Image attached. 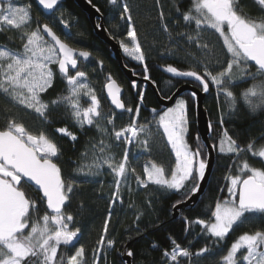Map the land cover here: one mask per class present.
I'll return each instance as SVG.
<instances>
[{
    "label": "snow or ice",
    "instance_id": "6c2138e0",
    "mask_svg": "<svg viewBox=\"0 0 264 264\" xmlns=\"http://www.w3.org/2000/svg\"><path fill=\"white\" fill-rule=\"evenodd\" d=\"M116 4L117 0H110ZM238 0H193L191 9L182 14L186 26H191L195 35L179 33L186 37L189 43L198 48H208L207 44H200L202 32L212 29L223 40L227 54L230 55L226 67L215 74L206 64L203 71L194 68L179 70L169 64L166 71L175 77L194 78L200 83L203 91L209 90V82L215 85L220 93L224 94L231 107L236 104V97L230 90L237 75L256 80L264 77V20L257 22L247 18L237 9ZM264 5V0H259ZM44 10H53L58 0H38ZM121 18L129 22L127 37L132 42L130 48L123 40L120 47L124 53L136 61L144 62L145 54L138 41L135 27L132 26L131 9L127 3L123 4ZM99 11V9H97ZM163 17V12H161ZM30 19V5L15 6L12 0H0V25H7L19 29ZM62 24L68 25L63 20ZM168 31L167 25L164 27ZM43 33L54 43H49L41 29L26 33L23 37L22 50H13L0 47V92L7 95L16 104L26 109L34 110L42 117L46 116L50 106L64 104L70 110L74 121L83 128L85 125H96L100 117V102L94 89L85 82L86 73L77 69V55L85 61L91 53L77 50L65 43L48 24L43 25ZM249 62H254L256 72L249 71ZM103 65V61H99ZM203 63V62H202ZM58 65L62 77L67 83V94L52 100L50 103L42 100L41 94L53 86L54 72L50 65ZM69 66L77 69L74 74L69 73ZM234 69L236 71H234ZM145 80L148 68L144 66ZM106 85L108 96L117 109H124L120 99V88L112 77L108 76ZM133 87H136L133 81ZM81 95L90 99L87 107L81 105ZM195 96V93L192 94ZM244 101L255 112L264 108V79L252 84L242 93ZM140 104L143 103L144 93H139ZM140 104L135 109L133 122L120 130L113 129L117 142L131 144L139 133H148V124L136 123L139 116ZM129 113L134 110L126 109ZM155 113V109L152 110ZM223 121H221L222 123ZM109 124L113 121L110 119ZM159 126L163 129L169 145L175 156V165L170 177L165 175V169L156 163L151 167L145 165V179L136 175V182L141 187H148L149 183L165 190L180 194L183 191L185 200L190 199L201 191V182L204 181L209 167L207 157H202L197 148L193 151L186 140L189 130L187 105L185 100L177 99L173 107L167 108L159 115ZM212 125L209 124L211 129ZM59 133L70 136L75 141L76 135L67 128L57 129ZM101 132L107 129L100 128ZM197 139H199L197 137ZM142 143L147 146L148 140ZM98 148L99 157L93 165H89L90 175L94 167L107 165L114 174L115 191L112 192L113 203L120 201V188L127 180L129 170V150L125 147L123 157L115 161L111 152L112 145L100 140L92 145ZM213 148L216 146L213 145ZM221 153L238 154L242 151L237 141L224 132L219 141ZM247 151L254 156L264 158V146L254 150V144L247 146ZM59 149L57 145L43 132L33 134L22 123L10 120L6 127L0 129V264H83L85 249L81 245L74 254H66L58 250L61 246L73 244L80 232L79 228L71 230L69 225L74 221L72 214H66V207L70 202L74 182H66L62 176L61 167L55 162ZM82 171V169H81ZM131 171L135 173V168ZM227 198L218 200L211 217L214 219H197L190 223L201 226L202 231L217 240H223L233 229L245 222L248 215H264V169H258L244 162L238 166V174L227 177ZM34 185L42 193L37 199L29 197L24 185ZM191 184L189 188L188 185ZM37 200L46 205L47 211L42 216L34 215L40 211ZM184 201L177 200L173 208ZM186 219V223H189ZM108 231V221H105L104 232ZM105 237L102 235L99 244L103 245ZM114 244L113 240L107 241ZM174 247L164 251V257L170 264H178V258L190 257L188 249L182 248L173 241ZM209 251L205 246L200 248L196 255H203ZM128 256L133 253L128 251ZM224 264H264V230L244 232L230 245L223 255Z\"/></svg>",
    "mask_w": 264,
    "mask_h": 264
},
{
    "label": "trees",
    "instance_id": "16d2710c",
    "mask_svg": "<svg viewBox=\"0 0 264 264\" xmlns=\"http://www.w3.org/2000/svg\"><path fill=\"white\" fill-rule=\"evenodd\" d=\"M89 1L99 9L100 18L95 20L96 24L102 23L119 47L120 41H126L129 30V22L122 19L120 15L123 11V4L127 3L131 9V23L136 29L138 41L145 54V61L139 63L122 54L123 63L132 70L134 75L140 77L145 76L144 66L146 64L149 80L161 98H169L185 80L182 77L165 74L159 67L171 64L179 70L194 68L202 72V65L206 64L215 74L226 67L230 59L223 43L215 33L207 34L208 50L202 51L203 54L196 51L194 45L190 46L180 40L178 34L182 33L181 25L184 22L182 14L191 9L193 0H117L116 4H112L110 0ZM23 2L30 5L33 19L38 25L48 24L62 40L74 49L89 51L91 56L88 63L93 65V69L101 78L104 79L107 74H111L117 80L123 87L121 99L125 105V110L120 113L129 115V117L136 115L135 109L140 104V92L144 93V99L140 104L139 116L136 118L137 124H149L152 117L161 111L155 92L149 85L135 82L136 87L134 88L133 82L124 76L109 46L97 37L87 14L76 4L75 0H63L58 6L67 10L73 19L67 28L52 25L49 20L53 14L43 15L35 0ZM236 6L238 11L247 18L257 22L264 20V5H261L259 0H238ZM161 12H163V17H161ZM165 25L168 31L164 30ZM11 38L8 31L0 33V44L15 49L16 42ZM99 61H103L102 66ZM84 66L81 64L79 70H85ZM55 71L53 86L41 94L42 100L47 103L67 94L66 80L59 71ZM249 71L256 72V67L251 62H249ZM261 79L264 77H257L253 80L249 76L240 78L237 75L234 78L230 87L236 97L234 107H231L225 95L209 82V90L203 99V104L207 111L209 124L212 125L209 140L212 146H216L214 163L203 194L194 205L179 209L177 217H173V205L177 200H185L183 191L180 194H174L172 191L152 189L149 186L142 191L133 206H127L122 211H118L111 205L112 186L108 184V177L103 180L101 178L93 180L74 176V171L80 164L82 152L90 142L97 141V133L90 126L78 127L67 106L63 104L50 106L46 116L40 119L27 110L13 105L0 95V129L6 127L7 123L14 119L32 133L46 134L59 149L58 157L54 160L61 167L64 180L74 182L73 192L70 194L71 199L65 211L66 214H72L74 217L69 228L71 230L79 228L80 232L73 244L61 246L58 256L60 252L68 255L74 254L76 248L82 245L85 249L84 258L89 259L95 252L100 237L104 235L106 241H114L113 245L106 247L108 251L104 264H127L124 256L128 251L133 253L128 257L130 264H170V261L164 257V251H170L174 247L173 241L191 253L190 257L178 258V264H224L223 255L227 253L230 245L240 234L264 230V215L260 214L248 215L245 222L234 226V229L223 240L210 237L202 231L200 225L190 223L197 219L210 220L212 218L211 211L214 210L215 203L227 195V177L238 174L239 165L247 162L250 166L264 169V160L247 151L250 143L254 144V150L264 146V108L253 112L242 96L247 88ZM180 96H184L187 105L189 130L186 140L191 147L193 145L200 147L202 157H205L207 150L198 135L195 123L193 95L189 91H184ZM101 99L105 109L111 110L103 94ZM127 108H132L134 111L129 113ZM59 128H67L69 132L76 135L77 139L73 141L70 136L59 133L57 131ZM225 131L237 141L241 149H244L238 154V158L236 154L219 151V141L223 138ZM142 159L145 162L152 161L162 166L167 173L174 166L171 150L161 137L153 141L149 154L143 155ZM188 187L190 188L191 184ZM24 190L33 199L41 196L38 191L27 184L24 185ZM37 204L40 211L36 215L41 216L47 211L46 205L39 200ZM185 218L189 223H186ZM106 220L108 221L107 233L104 232ZM205 246L209 251L203 255H196L197 251Z\"/></svg>",
    "mask_w": 264,
    "mask_h": 264
},
{
    "label": "rangeland",
    "instance_id": "374dc122",
    "mask_svg": "<svg viewBox=\"0 0 264 264\" xmlns=\"http://www.w3.org/2000/svg\"><path fill=\"white\" fill-rule=\"evenodd\" d=\"M23 1H25V0H14L12 2L15 6L28 5L27 3L23 2ZM62 20L64 22H66L68 26L70 25V23L73 22V19L69 16V13L67 10H65L62 7H57L55 12L53 13L52 18L49 21L52 25L64 26V24L61 23ZM41 25L42 24L38 25L36 23V21L33 19V16H32L31 10H30V19L28 20V22L26 24L22 25L21 28L15 29V28H11L7 25H0V33H3L5 31L10 32V34L12 36L11 39H13L16 42V45H15L16 48L13 50H22V45L24 42V40H23L24 35L26 33H30L33 30H36L37 28H40ZM181 29H182V33H190L192 35H195V33L192 31L191 26H186L185 22L182 23ZM209 33H215L217 35V37L220 39V41L223 43V40L219 36L218 33H216L212 29H206L202 32V39L200 40L201 45L209 43L208 39H207V34H209ZM180 40L182 42L188 43L190 46L194 45L195 50L200 51L199 53H201V54H203L202 51L206 52L208 50V48L207 49H205L203 47L198 48V47H196V45L194 43H189L187 41L186 37H183V38L180 37ZM124 42L126 44H128V46L130 48L133 46L129 37H127L126 41H124ZM0 47H5V46L0 44ZM120 50H121L122 54H125L128 58L133 59L132 57H130L126 53H124L123 50L121 49V47H120ZM134 61H136V60H134ZM136 62L143 63L140 61H136ZM86 64L87 65H85V67H84L86 69V72H85L86 73V81L85 82H87L90 85V87L94 89V93L100 102L99 111H100L101 115H100V117L97 118V123L99 124L100 127L98 128L95 124L90 126V127H93L97 133V139H96L97 141L90 142L85 147L84 151L81 154L80 164L77 166V168L74 171V176L78 177V178H86V179H93V180L98 179V178H101V180H103V179H105V177H108V184L112 186V192L115 191L114 174L107 167V165H104L103 167L99 168L98 171L93 167L92 171L95 172V174L94 175L87 174V173H89V165H93L94 162L98 159V157L100 155L98 152V148L96 150H94L92 145L98 144L100 140H103L106 144H111L112 145L111 152L114 155L116 162H119V160L122 159L124 149H125V147H127L129 150V161L130 162H129V170L127 173V180H126V182H123L121 184V188H120V196H121L122 202L117 201V202L113 203V198H112V203H111L113 208L117 209L118 211H122L127 206L128 207L133 206V203H135L137 201V198L141 195L142 191L145 189V187H141L136 182L135 177H136V175H139L142 179L146 178L145 174H144V167H145V165L151 167V163H154V162H152V161L145 162L144 159H142V156L149 154L153 141H155V140L157 141L158 137L163 138L164 141L166 142V144L168 145V147L170 148L171 153H172L173 158H174V165H175L174 153L171 149V146L169 145V143L167 141L165 134L163 133V129L159 126V115L162 114L169 107L163 109L162 111H160L159 113H157L156 115H154L152 117L151 122L148 124V127H149L148 133H139L138 136L133 140V142L131 144L126 145L123 142H117L114 138V135H113V129L120 130L121 128L127 127L129 124H131L133 122L134 115H133V117H129V115H126V114H123L120 112H119L120 114L117 115L116 114L117 112L111 106H110L111 110L105 109V107L102 105V99H101L102 94L104 96L103 88H104V84H105V79L101 78L95 72L92 64H89L88 62ZM202 66H204V65H202ZM50 67L52 68V70L54 72V78H55V76H56L55 70H57V65L53 64V65H50ZM0 95L2 97H4L5 99H7L9 102H11L13 105L27 110L29 113L34 115L36 118H40V119L43 118L40 114L36 113L34 110L26 109L23 106L16 104L14 101L11 100L10 97L3 94L2 92H0ZM177 99L185 100L184 96L177 97L175 99V101ZM185 102H186V100H185ZM89 104H90V99L88 97L81 95L82 107H87ZM174 104H175V102L170 107H173ZM110 119L113 121L112 124L108 123V121ZM75 124L78 127H80L76 122H75ZM85 126H88V125H85ZM100 128L107 129V131L101 132ZM33 134H36V133H33ZM145 139L148 140L147 146H145L142 143V141ZM197 148H200V147H198L197 145H193V147H191V149L193 151H195ZM206 154H207V152H206ZM262 159L264 160V158H262ZM132 168H135V170H136L135 173H133L131 171ZM173 168H174V166H173ZM81 169H82V171H81ZM170 174H171V171L169 173H167L165 171L166 176L170 177ZM149 186L152 189H159L162 191L171 192L169 190H165V189L160 188L159 186L151 184V183H149L148 187ZM227 196H228V193H227L226 197H224V198H227ZM34 215H36V214H34ZM211 219H214V218H211ZM107 246H108V243L105 239L104 244L103 245L98 244L95 252H93L92 256L89 259L84 258L83 264H104L105 258H107V251H108V249L106 248Z\"/></svg>",
    "mask_w": 264,
    "mask_h": 264
},
{
    "label": "water",
    "instance_id": "95a60500",
    "mask_svg": "<svg viewBox=\"0 0 264 264\" xmlns=\"http://www.w3.org/2000/svg\"><path fill=\"white\" fill-rule=\"evenodd\" d=\"M12 1H14V0H12ZM62 1L63 0H58V5L53 10H44L42 8V6H40L38 4V0H35L38 9L45 16L52 15L55 12L56 8L59 6V4ZM75 2L87 14L90 22L93 25V28H94V31H95V34L97 35V37L109 46V49L111 51V54H112L113 58L119 63L120 68L123 70L124 76L130 82H133V81H135V82H143L146 85H149L154 90V92H155L158 105L162 106L163 108L170 107L175 102V99L177 97H179L184 91H189L192 94L195 93V96H193L194 101H195V105H194L195 123H196V128H197L198 135L200 136L201 140L205 144V147H206V150H207L206 157H207V159L209 161V167H208V170H207L206 177H205L204 181L201 182V191H199L195 195H192L190 199L184 200V202L181 203L178 207L173 208V217H177L178 210L179 209H181L182 207H187L189 205H194L198 201V199L200 198V196L203 194V192L205 191L206 185L208 183V180H209V177H210V174H211V171H212L213 163H214V157H215L214 148L212 147V144H211V142L209 140V132H210L209 120H208V115H207L206 108H205V106L203 104V99H204L205 95L208 93V91L207 92L203 91L202 86L200 85V83L198 81H196L194 78H184L187 81H195V82L199 83V85L201 86V88L195 87V86H193V85H191L189 83H183V84H181L180 86H178L176 88V90L171 94V96L169 98H161L158 95V93L156 92L153 83L149 79L145 80V78H143V77H138V76L134 75L132 73V70L131 69H128L124 65L123 60H122L123 59V56H122L120 47L117 44V42H115L111 38V36L109 35L108 31L105 29V27L103 26L102 23H99V25H97L96 22H95V20L97 18H100V13H99V11H97V8L94 5H92L89 0H75ZM44 24H46V23H44ZM44 24H42L40 26V29H41L42 34H44L43 33V25ZM44 35H45V38L47 39V41H49L50 43H54V42L51 41V38L50 37H48L46 34H44ZM76 50H77V53H78V51L79 50H82V49H76ZM85 51H87V50H85ZM80 59L83 62H86L83 58H80ZM89 59H90V57H89ZM251 63L254 64V62H251ZM160 69H161V71L163 73L170 74V73H168L165 70L166 67H161ZM57 70L59 71L58 65H57ZM109 75L116 82V86L119 87L120 90H121L120 91V99H121V95L123 93V87L117 82V80H115L113 78V76L111 74H107L105 76V78H104L105 79V84H104V88H103V90H104V97H105L107 103L115 111L121 112V111L125 110V108L124 109H117L115 107V105L112 104L111 98L108 96V92H107L106 85L109 83V81H108V76ZM121 102L123 103L122 99H121ZM242 150H244V149H242ZM27 185H29V184H27ZM29 186L32 187L34 190L38 191L36 189V186H34V185H29ZM39 193L42 195L41 192H39ZM128 257L129 256L127 254L124 256V258L127 260V264H130V261H129V258Z\"/></svg>",
    "mask_w": 264,
    "mask_h": 264
},
{
    "label": "flooded vegetation",
    "instance_id": "af4514ba",
    "mask_svg": "<svg viewBox=\"0 0 264 264\" xmlns=\"http://www.w3.org/2000/svg\"><path fill=\"white\" fill-rule=\"evenodd\" d=\"M77 60H78V64H77V69L79 70L80 69V65L81 64H83V65H87L86 63L88 62V61H86V62H83L79 57H78V55H77ZM80 62V63H79ZM85 63V64H84ZM85 67V66H84ZM159 68H161V67H159ZM77 69H72L71 67H69V73L70 74H74L75 73V71L77 70ZM85 69V68H84ZM161 70V69H160ZM84 72H86V69L85 70H83ZM60 73V72H59ZM138 77H140V76H138ZM143 78L145 77V76H142ZM183 78V77H182ZM184 79V78H183ZM185 80V79H184ZM143 83V82H142ZM184 83H189V84H191V85H193V86H195V87H198V88H201V86L199 85V83H197V82H195V81H187V80H185V82ZM145 84V83H144ZM180 97V96H179ZM159 106V110H163V109H165V108H163L162 106H160V105H158ZM167 108V107H166ZM117 112V111H116Z\"/></svg>",
    "mask_w": 264,
    "mask_h": 264
}]
</instances>
